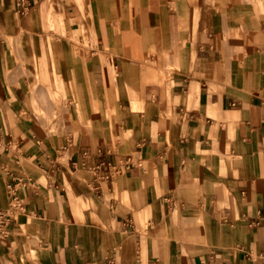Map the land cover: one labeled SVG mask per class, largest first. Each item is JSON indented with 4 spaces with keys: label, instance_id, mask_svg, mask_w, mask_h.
<instances>
[{
    "label": "crops",
    "instance_id": "crops-1",
    "mask_svg": "<svg viewBox=\"0 0 264 264\" xmlns=\"http://www.w3.org/2000/svg\"><path fill=\"white\" fill-rule=\"evenodd\" d=\"M12 183L0 264H264V0H0Z\"/></svg>",
    "mask_w": 264,
    "mask_h": 264
},
{
    "label": "built area",
    "instance_id": "built-area-1",
    "mask_svg": "<svg viewBox=\"0 0 264 264\" xmlns=\"http://www.w3.org/2000/svg\"><path fill=\"white\" fill-rule=\"evenodd\" d=\"M109 167V163L107 164ZM104 168V165L100 163L94 167V171L98 172ZM18 183H12L9 186V203L6 207L0 208V234L3 236H8L11 232V222L14 218L18 217L20 214L26 212L24 203L22 202L18 193Z\"/></svg>",
    "mask_w": 264,
    "mask_h": 264
},
{
    "label": "bare ground",
    "instance_id": "bare-ground-1",
    "mask_svg": "<svg viewBox=\"0 0 264 264\" xmlns=\"http://www.w3.org/2000/svg\"><path fill=\"white\" fill-rule=\"evenodd\" d=\"M195 24V23H194ZM244 55V54H243Z\"/></svg>",
    "mask_w": 264,
    "mask_h": 264
}]
</instances>
